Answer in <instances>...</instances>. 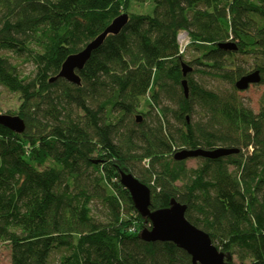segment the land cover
<instances>
[{"label":"trees","instance_id":"16d2710c","mask_svg":"<svg viewBox=\"0 0 264 264\" xmlns=\"http://www.w3.org/2000/svg\"><path fill=\"white\" fill-rule=\"evenodd\" d=\"M145 4L151 13L132 11ZM124 12L127 25L92 52L80 85L50 81ZM181 31L190 40L183 52ZM228 40L237 51L218 47ZM2 50L36 68L23 76L0 53V85L19 95L13 115L26 123L21 134L0 125V242L11 264H50L57 248L68 251L58 264H193L173 242L140 238L151 222L119 169L152 182L151 210L172 198L186 204L187 219L229 263L264 264V106L255 112L235 87L256 69L264 84V0H0ZM238 54L253 59L252 70ZM184 61L193 67L188 97ZM195 73L232 90L208 89ZM218 146L240 151L200 157L195 168L174 159L180 147ZM143 161L149 166L137 170Z\"/></svg>","mask_w":264,"mask_h":264},{"label":"water","instance_id":"95a60500","mask_svg":"<svg viewBox=\"0 0 264 264\" xmlns=\"http://www.w3.org/2000/svg\"><path fill=\"white\" fill-rule=\"evenodd\" d=\"M129 21L128 13H121L116 16L111 23L94 39H92L83 49L70 54L63 62L59 73L53 76L50 81L63 78L66 81L80 85L81 76L79 71L83 69L92 52L99 48L108 35L120 33ZM218 47L226 51H237L235 42L228 40L219 42ZM193 67L187 62H182L183 80L181 81L186 97L189 96V86L187 75L192 72ZM262 80L259 69L250 71L235 81V87L239 91L247 90L252 84L260 83ZM143 119L141 114L136 115V120L140 123ZM0 125L15 133H23L26 130V123L20 115L0 113ZM238 147L218 146L213 148L195 147L182 148L176 150L174 159L187 160L189 158H210L217 159L238 153ZM120 181L130 192L134 207L138 213L148 218L151 222L150 228H143L139 236L147 242H173L181 249L185 250L192 259L193 264H231L224 252L219 250L213 243L210 235L191 223L186 217L187 205L172 198L170 205L166 208L151 210V189L130 170L119 169Z\"/></svg>","mask_w":264,"mask_h":264},{"label":"rangeland","instance_id":"374dc122","mask_svg":"<svg viewBox=\"0 0 264 264\" xmlns=\"http://www.w3.org/2000/svg\"><path fill=\"white\" fill-rule=\"evenodd\" d=\"M132 11H144L147 13L152 12V6H149L148 4H145L143 6L135 5L133 7ZM188 40V41H187ZM186 41L189 43L190 40L188 38L181 41L180 44L185 45ZM0 53L8 54L9 56H12V61L18 66L19 72L23 76H29L34 73L36 70L34 63L25 55L17 56L11 52L2 50ZM192 56V53L189 51H186V58L190 60ZM237 58V64H241L244 66L247 70H252L254 67L253 59L245 56L244 54H238L235 56ZM195 79L201 83L204 87L211 89L213 91L219 92V93H227L232 90V85L228 81L217 79L213 76L207 75V74H200L195 73L194 74ZM238 95L242 97V100L251 106L255 112H259L262 106H264V84L263 83H257L252 84L247 90L239 91ZM20 105L19 95L16 93L9 92L7 89H5L2 85H0V113H8L13 114L18 110V107ZM148 110V106L146 105L145 101L142 102L141 107L139 108V111L135 113V117L137 114H141L144 116L146 111ZM11 112V113H9ZM196 118L194 117L193 120ZM182 148H189V147H180ZM245 152V150H243ZM246 153V152H245ZM202 163V159L200 157L198 158H189L186 160V165L190 168H195L199 166ZM148 161H143L141 164L137 166V170L147 168ZM234 167H230V169H233ZM132 172V171H131ZM145 181V180H144ZM147 185L148 183L152 182H145ZM100 208V206H98ZM68 251L65 248H57L54 249L51 252L50 255V264H58L60 261V258L62 255L66 254ZM233 261L238 263V257L234 255ZM0 264H11V251H10V245L8 243H1L0 242Z\"/></svg>","mask_w":264,"mask_h":264},{"label":"built area","instance_id":"2783aa9c","mask_svg":"<svg viewBox=\"0 0 264 264\" xmlns=\"http://www.w3.org/2000/svg\"><path fill=\"white\" fill-rule=\"evenodd\" d=\"M186 38L189 39L187 32H185V31H181V32L179 33V35H178V41H179V43H181L182 40L185 41ZM187 41H188V40H187ZM187 41H186L185 45L180 44V46H181V50H180V51H181V52H183V51L185 50L186 45L188 44Z\"/></svg>","mask_w":264,"mask_h":264}]
</instances>
